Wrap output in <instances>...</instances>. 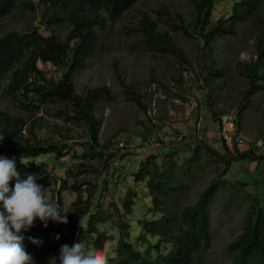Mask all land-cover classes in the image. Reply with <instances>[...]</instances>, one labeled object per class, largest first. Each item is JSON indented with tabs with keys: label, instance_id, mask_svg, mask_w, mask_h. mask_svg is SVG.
Listing matches in <instances>:
<instances>
[{
	"label": "rangeland",
	"instance_id": "1",
	"mask_svg": "<svg viewBox=\"0 0 264 264\" xmlns=\"http://www.w3.org/2000/svg\"><path fill=\"white\" fill-rule=\"evenodd\" d=\"M234 1L217 0L212 21L227 16ZM29 2L34 3V10L27 6ZM56 7L62 20L48 23L51 10L44 9L40 0H18L13 11L0 19V35L38 27L44 35H56L64 40L72 28L71 20L66 17L75 4L68 1L63 5V0H57ZM163 8L167 13L160 12ZM145 14L157 22L160 32L169 33L185 52L187 61L171 52L156 54L148 48L140 31ZM177 15L191 23L193 1L136 0L120 18L108 20L106 29L96 28L99 34L97 50L87 66L74 76L76 91L82 96L93 89L103 88V96L95 105V114L100 121V143L117 153L116 159L108 165L107 175H104L105 155L94 159L79 156L82 150L89 149V131L84 122L68 117L76 112L72 104L53 100L41 105L40 110L25 109L6 92L14 69L0 81V110L23 117L27 126L34 124L35 128L25 130L26 137L65 143L72 156H68L67 162L56 160L54 156L41 158L51 174L44 186L46 198L58 201L66 215L77 219L79 215L72 203L78 193L64 190L61 200L59 198L58 190L63 179L69 184L82 183L83 198L93 190H96L95 199L101 196L102 211L110 215L105 223L99 224L111 237L103 251L108 258L117 257L115 249L125 231L122 221L129 222L130 230L138 233L142 220L161 219L164 214L179 219L180 211L195 204L201 192L217 179L226 167L227 158L250 147L264 154V90L252 95L251 103L242 111L241 124H237L239 106L249 87L247 65L256 61L260 40L264 42V0L259 13L237 25L236 34L215 39L212 51L201 49L203 42L198 36L187 35L171 26ZM38 66L50 81L55 82L65 70L41 61ZM213 66L223 74L212 78L207 85L205 76ZM153 82L164 93L156 106H153L150 93ZM127 87L140 96L144 107H139L130 98ZM33 102L38 103L36 99ZM225 116L232 120L223 124ZM149 157L161 169L169 166L168 163L175 164L173 184L184 186L178 195L159 196L162 200L159 210L153 209L155 194L150 192L146 181L134 178L141 162ZM15 162L18 161L15 159ZM83 164L92 165L98 171H83ZM228 170L219 180L220 189L209 206L211 244L196 254L195 264H232L236 253L230 252L229 244L243 232L252 200L258 197L264 204L263 163L235 160ZM17 171L21 179L28 174H35L38 179L44 177V173L29 172L23 166ZM128 192L134 193L135 200L131 214L122 213ZM147 237L153 244L159 239L157 236ZM161 246L165 254L171 249L167 241ZM137 247L146 249L147 244H138ZM30 254L35 264H49L51 257H59L51 253L41 255L39 246ZM251 264L264 263L252 259Z\"/></svg>",
	"mask_w": 264,
	"mask_h": 264
},
{
	"label": "trees",
	"instance_id": "2",
	"mask_svg": "<svg viewBox=\"0 0 264 264\" xmlns=\"http://www.w3.org/2000/svg\"><path fill=\"white\" fill-rule=\"evenodd\" d=\"M68 1L75 4V7L66 17L71 20L72 28L64 40L56 35H44L38 27L24 31H11L5 36L0 35V81L14 69L6 92L25 109L40 110L41 105L53 100L72 104L76 112L68 117L84 122L89 131V149L82 150L79 156L94 159L105 155L104 175H107L108 165L116 159L117 153L100 143V121L95 114V105L103 96V88L93 89L82 96L76 91L74 76L87 66L88 60L97 50L99 34L96 28L106 29L108 20L120 18L135 4L136 0H63V5ZM192 1L193 21L186 23L181 15H177L176 19L171 18L173 20L171 26L182 30L187 35H196L201 38L203 51L205 48L212 51V43L215 39L236 34L237 25L251 19L262 10L263 6V0H235L227 16L219 17L213 22L212 13L217 0ZM17 2L18 0H0V19L9 15ZM56 2L57 0H40L44 9L51 10L48 23H57L62 20L59 17ZM27 6L29 9H35L33 2H29ZM160 12L167 13V10L163 8ZM140 31L145 37L148 48L156 54L171 52L183 61L188 60L183 49L173 41L169 33L160 32L157 22L146 14L142 18ZM39 61L63 67L65 70L61 78L56 82L50 81L44 70L38 66ZM247 70L249 87L245 90L239 106L238 125L241 124L242 111L251 103L252 95L264 90V42L262 39L258 46V57L254 63L247 65ZM222 74L223 71L213 66L205 76L206 84H210L212 78ZM127 90L131 95L130 98L139 107H144L140 96L129 87ZM34 99L38 101L37 104L33 102ZM32 127L35 128L34 124L27 126V120L23 117L0 110V137L4 138L0 141V157L15 158L18 161L15 162L16 168L23 166L29 172L44 173V177L37 179V183L44 187L51 174L45 168L46 163L40 161L41 158L54 156L56 160L64 159L67 162L68 156L69 158L72 156L65 143L39 138L31 140L26 137V132ZM235 160H249L264 164V154L258 153L255 147H250L227 158L226 167L218 174L217 179H214L201 192L195 204L187 205L180 211L179 219L176 216L164 214L161 219L142 220L138 233L130 230L129 222L122 221L121 225L125 227V231L122 232L115 249L118 258H108V264H195L196 254L203 249H208L212 241L210 203L220 189L219 180L228 173L229 166ZM168 164L169 166L161 169L157 162L149 157L141 162L134 174L136 181H146L150 192L155 194L154 210L161 209L162 200L159 196L178 195L184 187L173 184L176 177L175 164ZM82 169L98 171L96 167L87 164H83ZM14 184L15 180L10 181V187H14ZM64 190L78 193L72 206L79 217L75 219L72 215H67V224L49 221L47 228L37 219L34 222L35 226L23 233L22 244L29 254L36 246H39L41 255L50 253L59 255L62 245L71 246L74 242H78L77 234L89 246L93 245L95 249L102 251L105 249L106 242L111 239L107 231L99 227V224L105 223L110 215L102 211L101 196L95 199L96 190L83 198L82 183L69 184L66 179H63L58 190L60 200ZM133 194L128 192L125 196L122 213L123 211L127 214L132 213L135 203ZM57 235L60 236L59 240L55 238ZM148 235L159 237L157 243L153 244L148 239ZM29 237L43 243L33 244ZM164 241L171 244V249L166 254L164 247L161 246ZM138 244H147V247L140 249L137 247ZM229 250L236 253L232 264H251L252 259L264 263V204L259 202L258 197L252 200L244 220V230L235 241L229 244ZM56 264H59L58 259Z\"/></svg>",
	"mask_w": 264,
	"mask_h": 264
},
{
	"label": "clouds",
	"instance_id": "3",
	"mask_svg": "<svg viewBox=\"0 0 264 264\" xmlns=\"http://www.w3.org/2000/svg\"><path fill=\"white\" fill-rule=\"evenodd\" d=\"M4 138L0 137V141ZM15 179L14 187L10 181ZM35 174L21 179L15 159L0 157V264H35L23 244V233L34 227L38 219L45 228L48 222L67 224L68 219L58 201L48 200L45 188L37 183ZM78 242L64 244L59 257H51L49 264H108L107 255L90 247L79 234ZM57 240L60 236L55 237ZM33 244L43 242L29 237Z\"/></svg>",
	"mask_w": 264,
	"mask_h": 264
},
{
	"label": "built area",
	"instance_id": "4",
	"mask_svg": "<svg viewBox=\"0 0 264 264\" xmlns=\"http://www.w3.org/2000/svg\"><path fill=\"white\" fill-rule=\"evenodd\" d=\"M150 93L152 94L151 99L153 102V106H156V104L160 100V96H162L164 93L156 82H153L152 85L150 86ZM223 118H224L222 121L223 123L230 122L232 120L231 117H229V116H225ZM142 130H144V128H142Z\"/></svg>",
	"mask_w": 264,
	"mask_h": 264
}]
</instances>
